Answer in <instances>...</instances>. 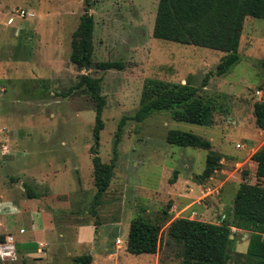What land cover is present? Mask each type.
Returning <instances> with one entry per match:
<instances>
[{
    "label": "rangeland",
    "instance_id": "obj_1",
    "mask_svg": "<svg viewBox=\"0 0 264 264\" xmlns=\"http://www.w3.org/2000/svg\"><path fill=\"white\" fill-rule=\"evenodd\" d=\"M158 3L0 0V165L8 161L0 166V184L7 174L20 176L27 190H18L28 208H47L42 231L25 215L10 221L0 197V232L9 234L11 225L18 249L16 260L0 264H75L84 253L93 255L92 264H178L181 247L167 243L169 223L192 215L219 223L232 210L239 184L257 181L251 156L264 144L254 115L255 103L264 101V19L246 18L240 60L219 75L224 51L154 37ZM87 8L95 20L94 63L119 61L123 68L80 70L70 61L73 34ZM22 9L33 15L21 17ZM86 73L101 78L106 99L98 148L102 162L110 164L117 150L114 175L97 206L91 152L96 103L85 87L76 88ZM148 78L191 80L202 95L216 99L214 122L195 124L153 112L143 121L127 119L116 146L119 123L135 114ZM171 129L209 139L212 150L223 155L221 168L204 178L208 151L169 143ZM208 186L215 192L206 196ZM52 188L62 194L54 196ZM168 204L170 220L163 221ZM186 205L192 207L183 211ZM139 215L165 224V243L156 254L127 249L131 220ZM232 231L235 250L245 252L249 233Z\"/></svg>",
    "mask_w": 264,
    "mask_h": 264
},
{
    "label": "trees",
    "instance_id": "obj_2",
    "mask_svg": "<svg viewBox=\"0 0 264 264\" xmlns=\"http://www.w3.org/2000/svg\"><path fill=\"white\" fill-rule=\"evenodd\" d=\"M247 17L264 19V0H159L153 35L156 38L224 51L227 56L217 66V73L222 75L240 60L239 48ZM94 29V17L87 8L73 34L70 61L80 70H89L93 66L102 70L123 68V63L119 61L94 63ZM207 80L208 78L203 81L201 88L207 86ZM78 87H85L96 103V145L91 148V152L97 186L94 205L97 206L114 175L117 150L110 164L102 162L98 148L100 132L105 126L102 115L106 99L101 94V78L83 74L76 88ZM216 109V99L202 95L200 86L194 85L191 80L181 83L148 78L135 114L124 116L119 123L116 146L121 140L127 119L143 121L153 112L166 111L175 120L211 125ZM254 115L257 127L264 130V101L255 103ZM167 140L171 144L208 151L202 174L204 178H209L221 168L223 155L212 150L209 139L194 132L171 129ZM251 160L257 164V181L239 184L232 210L219 223L190 217H177L169 223L167 243L174 242L181 247V260L178 264H264V144L252 154ZM177 174L178 171L175 177ZM173 181L172 179L171 182ZM33 197L35 195L29 193V198ZM171 206H166L163 221L170 220ZM164 225L140 215L133 218L128 234V251L137 255L156 254L165 243ZM232 227L243 230L244 234L249 233L245 252L235 250L237 235ZM4 237L2 234L0 240ZM74 262L92 264L93 255L81 254L74 258Z\"/></svg>",
    "mask_w": 264,
    "mask_h": 264
},
{
    "label": "crops",
    "instance_id": "obj_3",
    "mask_svg": "<svg viewBox=\"0 0 264 264\" xmlns=\"http://www.w3.org/2000/svg\"><path fill=\"white\" fill-rule=\"evenodd\" d=\"M7 165H8V161H3L0 166L4 167ZM55 174L56 173L54 172V176H53L54 180L52 179L53 180L52 185H54V183L56 182ZM14 177H16V178L14 179ZM37 184H40V181L36 180V185ZM25 186H26V184L24 183L23 179L20 176H15L14 174H7L6 180L0 184V197L2 198L3 202L5 203V206H3V207H6L5 211H8V215H11L10 221L17 220V219L19 220L21 216H23L25 219V216H26V219H30V222H32V224H31L32 226L36 225V229H40L43 231L45 228H47V225L45 224V220L47 218L45 216V213L47 212L46 211L47 208L43 207L45 209L41 208L38 210H30L28 208V204H29L28 199L23 198L21 196V191L18 190V188L25 189ZM52 191H53L52 193L54 194V196H57L58 194H62L61 192L60 193L55 192L54 188H52ZM184 193H185L184 190L180 191V195L184 196L183 195ZM191 207H192L191 205H186L183 208V211L189 210ZM25 212H26V214H25ZM56 213H59V210H57ZM184 217H186V216H184ZM191 218H195V216L192 215ZM43 221H44V223H43ZM10 227H11V225L8 226L7 228H8V230L9 229L11 230L10 233H13V230ZM21 229L22 228H20V230ZM23 233H25V230H24V232H20V234H18V235H21ZM60 235H62V234L60 233ZM43 241H46V240H42V241L40 240V241H38V244L40 245L41 243H43ZM49 244L50 243L48 241V246H49ZM40 247H41V245H40ZM41 248H47V247H41ZM47 253H48V251H46V254ZM41 257H42V255L39 254L38 257H36V259H38L37 261H39V259Z\"/></svg>",
    "mask_w": 264,
    "mask_h": 264
},
{
    "label": "built area",
    "instance_id": "obj_4",
    "mask_svg": "<svg viewBox=\"0 0 264 264\" xmlns=\"http://www.w3.org/2000/svg\"><path fill=\"white\" fill-rule=\"evenodd\" d=\"M31 13L22 9L20 11V16L21 17H25V16H28L30 15ZM33 15V14H31ZM13 21V18L10 19V22ZM238 147H242L244 148L245 146L244 145H240L238 144ZM216 190V189H215ZM207 195L206 196H209L211 195L214 191V189L210 186L207 187ZM0 212H1V208H0ZM0 226H1V220H0ZM4 234V239L3 240H0V263H5V262H8V261H13V260H16L17 257H18V249L16 247V238L14 236V234L12 233H9V234H6L4 233L3 231L0 232V236ZM121 243V239L118 238L117 240V245Z\"/></svg>",
    "mask_w": 264,
    "mask_h": 264
},
{
    "label": "water",
    "instance_id": "obj_5",
    "mask_svg": "<svg viewBox=\"0 0 264 264\" xmlns=\"http://www.w3.org/2000/svg\"><path fill=\"white\" fill-rule=\"evenodd\" d=\"M233 237V236H232Z\"/></svg>",
    "mask_w": 264,
    "mask_h": 264
}]
</instances>
